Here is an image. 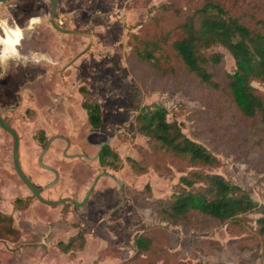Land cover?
<instances>
[{
	"label": "rangeland",
	"instance_id": "rangeland-1",
	"mask_svg": "<svg viewBox=\"0 0 264 264\" xmlns=\"http://www.w3.org/2000/svg\"><path fill=\"white\" fill-rule=\"evenodd\" d=\"M164 1L118 0L113 8L111 0H80L92 8L93 18L79 24L77 13L72 12L79 0L63 4L59 0L56 20L62 19V25L75 33L51 24L53 0L0 1V17L8 18L10 24L27 29L29 18L39 16L41 20L34 31H25L20 52L43 53L55 61L54 66L10 61L6 72L0 69V113L19 134L20 163L26 175L43 188L45 198H66L50 204L33 194L15 168L13 135L0 125V210L14 216V225L22 233L17 240L0 237V264H31L32 257L34 262L40 256L31 251L47 244L52 246L49 257L56 258L53 245L67 242L78 232L84 245L89 239L104 242L102 257L111 256L117 264H141L132 257L135 234L148 225L165 224L153 202L179 187L180 176L191 166L183 159L156 153L149 138L137 131L136 92L142 96V104L166 106L170 120H178L191 138L215 150L198 124L206 118L201 108L206 107L202 97L208 96L207 91L185 73L178 80L164 77L132 57L130 34L153 13L155 4ZM130 10L137 13L134 20L128 18ZM209 51L222 52L226 69L235 70L234 57L226 47L214 45ZM253 83L264 90V81ZM81 86L101 104L104 123L100 128L88 120ZM43 135L44 142L40 141ZM103 143L121 155L118 168L100 164L98 152ZM128 157L148 166V171L137 173ZM221 157L223 165L212 171L247 189L250 182L252 195L259 191L254 178L264 180V155L254 154L261 162L256 165L233 155ZM147 184L151 190L145 189ZM169 227L180 237L186 234L182 225ZM205 235L219 239L222 245L216 254L201 259L262 264L261 256H254L251 250L231 248L228 240L235 235L226 225Z\"/></svg>",
	"mask_w": 264,
	"mask_h": 264
},
{
	"label": "trees",
	"instance_id": "trees-1",
	"mask_svg": "<svg viewBox=\"0 0 264 264\" xmlns=\"http://www.w3.org/2000/svg\"><path fill=\"white\" fill-rule=\"evenodd\" d=\"M153 8L130 34L132 57L164 77L178 80L185 73L207 91L202 97L206 107L201 108L206 118L198 124L215 150L191 138L181 122L170 120L166 106L142 104V96L133 95L137 131L149 138L156 153L183 159L191 169L168 197L153 202L165 224L137 233L132 257L141 264H225L201 259L222 245L205 233L224 224L235 235L228 240L231 248L251 250L264 264V203L232 178L211 170L223 165L221 155L253 165L261 163L254 154L264 155V90L253 83L264 81V0H166ZM219 44L233 55L234 71L226 69L222 52L209 51ZM80 90L90 124L100 128L101 104L86 86ZM98 159L113 168L122 162L109 143L101 144ZM128 159L137 173L148 171L139 160ZM145 189L151 190L150 185ZM169 224L182 225L186 234L180 237ZM21 235L14 216L0 210V237L17 240ZM80 236L78 232L58 246L81 248L85 240L79 241Z\"/></svg>",
	"mask_w": 264,
	"mask_h": 264
},
{
	"label": "crops",
	"instance_id": "crops-1",
	"mask_svg": "<svg viewBox=\"0 0 264 264\" xmlns=\"http://www.w3.org/2000/svg\"><path fill=\"white\" fill-rule=\"evenodd\" d=\"M60 1H61V4H63L65 0L64 1L60 0ZM111 1L113 4V8L114 7L117 8V5H115V1L117 4L118 0H114V1L111 0ZM77 3L78 5L76 4V6L72 9V12L77 13L79 24H82V21L83 23H85L86 22L85 18L89 17L92 19L93 15H90V11L92 12L91 10L92 8L89 6L86 8V6H83L82 4H80V0ZM136 15H137L136 11L130 10L128 14V18L130 20H134ZM33 17H39V16H33ZM58 20H59L58 24L62 26L64 21L62 19H58ZM75 31L73 33H75ZM0 35L2 34L0 33ZM259 178L260 176H257L256 178H254L256 183L258 184L257 186L260 189L259 191H255L253 193V196L257 200L264 203V180L259 181ZM239 182L244 185V182H245L244 178H241ZM248 184L249 186L247 187L249 189H253V187L251 186V183L249 182ZM136 234L134 236V242H135ZM53 246L55 247L54 249H56L57 251L58 256L56 258L49 257V253L51 251L50 249L52 246L47 244V246L45 247L44 245H42L41 249L35 248L31 251L32 253L36 251L38 252V255H40L38 257V260H34V262H33V257H32L31 264H117V260L115 258L111 256H104V257L101 256V253H103L105 249V244L102 240L99 241L96 239H92V240L89 239L83 247L78 248V249H71V250H63L58 245H53ZM23 248L24 246H22L21 249L18 250V253L16 255H18L19 252L23 250Z\"/></svg>",
	"mask_w": 264,
	"mask_h": 264
},
{
	"label": "clouds",
	"instance_id": "clouds-1",
	"mask_svg": "<svg viewBox=\"0 0 264 264\" xmlns=\"http://www.w3.org/2000/svg\"><path fill=\"white\" fill-rule=\"evenodd\" d=\"M40 22V18L31 17L28 20V28L25 29L18 23L10 24L6 17H0V69L6 72L10 61L24 66L29 63L55 65V61L46 54L32 52L25 55L19 50L21 41L25 38V31H34Z\"/></svg>",
	"mask_w": 264,
	"mask_h": 264
},
{
	"label": "water",
	"instance_id": "water-1",
	"mask_svg": "<svg viewBox=\"0 0 264 264\" xmlns=\"http://www.w3.org/2000/svg\"><path fill=\"white\" fill-rule=\"evenodd\" d=\"M0 1H5V0H0ZM58 4H59V0H53V6H52V11H51V22L52 24L58 28L59 30L65 31V32H74L75 30H71L68 29L66 27H62L60 26L55 19V14L56 11L58 9ZM0 125L5 128L6 130H8L9 132L12 133L13 138H14V148H13V160H14V165L15 168L18 172V174L20 175V177L24 180V182L27 184V186L31 189V191L33 192V194L35 196H37L40 200L46 202V203H50V204H55V203H60V202H64L66 201V198H61L58 200H53V199H47L42 195V191L43 188L38 187L34 184V182L26 175V173L24 172V170L21 167V163H20V152H19V148H20V137L18 132L11 126V124L5 120V118L2 116V114L0 113Z\"/></svg>",
	"mask_w": 264,
	"mask_h": 264
},
{
	"label": "flooded vegetation",
	"instance_id": "flooded-vegetation-1",
	"mask_svg": "<svg viewBox=\"0 0 264 264\" xmlns=\"http://www.w3.org/2000/svg\"><path fill=\"white\" fill-rule=\"evenodd\" d=\"M51 11H52V9H51ZM57 18V11H56V14H55V19ZM51 19H52V17H51ZM51 19H50V22H51ZM56 22H57V20H56ZM58 23V22H57ZM63 23V22H62ZM51 24H52V22H51ZM53 25V24H52ZM54 26V25H53ZM55 27V26H54ZM62 27H64L63 25H62ZM57 30H59L58 28H56ZM62 31V30H61Z\"/></svg>",
	"mask_w": 264,
	"mask_h": 264
}]
</instances>
